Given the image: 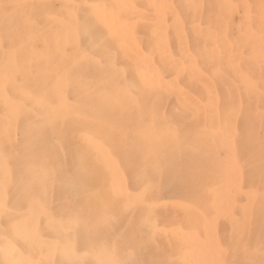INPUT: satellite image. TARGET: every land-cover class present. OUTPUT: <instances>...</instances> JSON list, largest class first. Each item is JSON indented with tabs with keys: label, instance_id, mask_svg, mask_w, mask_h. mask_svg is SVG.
<instances>
[{
	"label": "bare ground",
	"instance_id": "6f19581e",
	"mask_svg": "<svg viewBox=\"0 0 264 264\" xmlns=\"http://www.w3.org/2000/svg\"><path fill=\"white\" fill-rule=\"evenodd\" d=\"M0 264H264V0H0Z\"/></svg>",
	"mask_w": 264,
	"mask_h": 264
}]
</instances>
